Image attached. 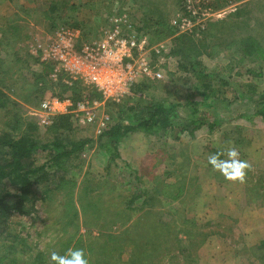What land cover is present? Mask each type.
<instances>
[{
    "label": "rangeland",
    "instance_id": "374dc122",
    "mask_svg": "<svg viewBox=\"0 0 264 264\" xmlns=\"http://www.w3.org/2000/svg\"><path fill=\"white\" fill-rule=\"evenodd\" d=\"M221 1L82 0V6L77 9L69 12L65 8L59 9V19L65 14L69 18V22L62 23L55 16L44 14L49 0H35L36 5L25 0H0V34L4 32L2 39L6 46L0 50V61L9 65L13 72L22 74L15 76L20 86L16 95L3 91L14 104L8 108L7 115L0 114V129L4 120L11 125L18 123L19 131L34 125L37 130L33 133L40 140H50L52 135L47 132L48 127L39 126L32 115L40 101V93L31 94L34 88L31 86L44 67L39 58L30 53L34 39L53 36L64 27L75 29L71 26L72 21L92 30L94 27L98 37L110 18L122 13L128 17L134 30L135 25L141 29V32H135L147 40L151 34L156 39H163L166 25L175 32L149 44L158 50L154 62H161L163 79L150 81L153 87L147 94H151L154 100L176 104L175 122L186 124L190 118L186 94L192 92L194 80H186L178 69L177 58L171 53L176 46L173 38H189L191 42L185 43V50L193 57L207 23L220 22L226 30L221 37L224 44L247 34L258 35L264 44V0L230 1L227 7L217 10L215 6ZM106 7L110 8L104 11ZM240 7L243 10L241 16H232ZM204 9L207 16L197 19ZM27 10L33 19L27 17ZM162 19L165 24L157 25ZM184 19L191 20L194 26L179 29ZM235 22L243 25L238 24L239 28L233 31ZM148 30L147 35L144 31ZM13 31H24L26 39L22 35V39L13 45ZM12 50L17 52L18 59L6 56ZM234 50L230 51V56ZM28 55L38 62L34 63ZM199 60L207 72L221 78L230 76L231 85L236 89L237 98L227 91L222 102L209 109L207 117L210 121L218 119L221 127L212 133L203 127L195 131L193 137L187 133L181 135L179 141L167 136L162 139L135 134L121 142L118 157L112 160L105 147H98L94 130L72 118L74 138H88L94 143L74 160L63 163L61 170L50 165L48 176L36 185L37 196L45 198L35 203L37 215H14L10 219L8 235L0 238V264H30L42 252L50 258L53 251L67 252L73 246L83 249L90 260L128 264L130 252L126 249L139 245L143 232L150 235L149 224L153 219L149 214L162 223L172 221L181 230L176 236L175 247H171L168 241L157 250L158 255L153 259L155 264H264V194L257 199V191H254L259 187L257 178L260 177L264 185V121L252 117L258 98L249 96L243 87L252 84L258 91L264 89V75L258 80L244 74L245 68L257 71V64L248 62L239 64L236 69H228L229 61L224 53L213 59L201 54ZM25 61L28 64L23 67ZM235 71L242 75L235 76ZM49 74L46 81L57 94L54 84L59 79L53 81ZM213 83L216 86V82ZM129 97L130 100L133 98ZM141 98V103L148 100L147 96ZM111 112L110 122L113 124L118 114L115 110ZM226 148H234L239 158L249 165L245 176L247 185H250L248 198H239L246 183L228 180L219 171L208 170V156ZM162 151H165V157H161ZM48 159L46 152L40 153L34 157V166L38 167ZM227 184L231 190L229 193L222 186ZM138 193L142 194L140 199L128 207L127 202ZM194 197L198 198L194 200ZM186 232L193 234L199 248H189ZM214 233L223 237L212 236ZM207 239L209 242L205 244ZM157 243H160V237ZM99 247L103 250L97 252ZM103 253L107 258L102 256Z\"/></svg>",
    "mask_w": 264,
    "mask_h": 264
},
{
    "label": "trees",
    "instance_id": "16d2710c",
    "mask_svg": "<svg viewBox=\"0 0 264 264\" xmlns=\"http://www.w3.org/2000/svg\"><path fill=\"white\" fill-rule=\"evenodd\" d=\"M13 1V0H9ZM28 4H35V0H25ZM111 2L112 0H106ZM240 3L245 0H222L221 4L217 3L215 8L217 10L223 9L228 6L229 3ZM82 0H49L46 12L48 17L55 16L62 23L69 22L68 16L65 14L62 18H58L59 9L65 8V11H71L81 7ZM36 5V4H35ZM110 7H106L107 11ZM241 7L237 8L232 16H241ZM243 11V10H242ZM27 17L33 19L30 16V11L27 10ZM36 14V13H34ZM73 27L80 30L81 41L90 42L97 39L94 27L93 30L90 27L84 26L82 23L72 21ZM165 21L160 20L157 25L163 26ZM242 23H234L232 27L233 31L239 28ZM84 27H83V26ZM220 22L207 23L206 30L203 34V39L199 42L197 52H193V57L186 51L185 43L189 44L191 40L185 36H179L173 38V42L176 46L172 49L171 53L177 58L178 69L186 76V80H194L192 84V92L186 94V105L189 107L190 118L187 119L186 124H179L175 122L174 110L177 108L176 104H167L166 100H154L151 94L147 92L153 87L149 80H142L134 85L130 90V95H127L121 99L119 103L107 102L104 107L105 113L108 115L109 120L112 118L111 110H115L118 116L116 121L110 125L109 129L102 132L99 136H96V143L99 148H104L110 154V159L114 160L118 157V148L121 142L135 134L143 133L149 136H156L159 138L169 137L173 141H177L183 134H188L193 137L195 131L205 127L208 133H212L218 127H221L222 123L217 120L210 121L207 117L209 109L214 107L216 103L222 102L225 92L229 91L237 98L236 89L231 85V77L221 78L217 75L207 72L203 67L202 62L199 60L201 54L207 56V58H215L220 53H224L228 58V69L237 68L239 64L248 62L250 64H257V71L250 68H245L244 74L254 79H261L264 75V44L260 40L261 37L254 34H247L237 39H233L229 43H225L221 40L226 30L221 26ZM135 30L140 31V28L134 26ZM146 29V28H145ZM166 33L165 37L172 35L170 27L164 26ZM16 30V29H15ZM22 30V29H21ZM22 32L16 33L13 31L14 39L13 45L22 39ZM23 33V34H22ZM145 34H149L148 31H144ZM12 33H10L11 36ZM4 32L0 34V50L4 46V40L2 39ZM9 36V41H11ZM151 34V38L148 37L149 44L159 42L163 39L155 38ZM26 39V36H25ZM6 47V46H4ZM182 47L184 48L182 50ZM235 49L233 55L230 56L232 49ZM203 50V51H202ZM231 51V52H230ZM155 50L150 51L153 65H155L154 59L156 57ZM17 52L12 50V53H8L6 56H14L17 58ZM235 56L237 58L235 59ZM34 63L38 62V59L28 55ZM27 61L23 62V67H26ZM51 72L49 65H44L41 74L37 75L31 87H34L31 94L39 92L40 101L46 97L57 95L60 99L70 97L73 101L80 98L82 92L87 93L90 98L99 99V95L94 90H86L79 83L72 84L71 87L65 86L61 82L59 77L58 81L54 84V87L58 89L57 94L52 90V86L47 83L46 76ZM21 73V72H20ZM17 71L13 72L9 65H5L0 61V114L7 115L8 108L14 104L9 97H7L3 91H10L13 94H17L20 90L18 79L15 76L22 74ZM239 72L235 71V76H241ZM4 81V82H1ZM24 84L30 88L27 82L21 80ZM213 81L216 82L214 86ZM238 84L237 82H235ZM40 84V85H39ZM239 87V85H237ZM243 87L249 96H257V108L252 117L259 118L264 121V89L258 91L256 86L252 84H245ZM147 94V95H146ZM131 96V100L130 97ZM147 96V102L141 103L143 98ZM134 101V102H132ZM143 102V101H142ZM202 109V110H201ZM72 115H64L57 117L53 123L48 127L47 132L52 135L50 140H40L37 134L33 132L37 129L34 125H28L27 130L19 131L20 126L18 123L10 124L5 120L2 121V128L0 129V238L5 237L9 233L10 219L14 216L33 217L37 215L35 209V203L43 198L37 196L36 185L45 176H48L47 171L50 165H54L57 169L61 170L62 164L66 161H72L77 158L83 151L90 148L94 141L88 138L76 139L74 138L75 132H73L71 126H73ZM72 119V120H71ZM77 121V120H75ZM78 122V121H77ZM79 123V122H78ZM17 124V125H16ZM84 127L92 128L91 125L83 124ZM224 134V133H223ZM224 140H225V135ZM46 152L49 155V159L38 167L34 166V157L40 153ZM214 153H217L216 151ZM213 153V154H214ZM52 167V166H51ZM258 180V184L260 183ZM264 194V193H263ZM141 193L135 195L130 201L127 202L129 207L132 203L139 200ZM45 200V198L43 199ZM135 211H138L135 209ZM153 220L149 224L150 235L147 236L143 232V236L136 245L135 248L129 250L130 255L128 261L130 264H155V255L157 250L163 248L164 244H168L171 247H175L177 244L176 236L181 232L172 221L162 223L154 219V216L149 214ZM190 243L189 248H199L195 242V238L192 233H185ZM160 237V243H157V239ZM139 238H137L138 240ZM136 242V240H134ZM204 241V240H203ZM129 242V241H123ZM125 244H123L124 246ZM73 246L71 249H76ZM103 248H97V252L102 251ZM122 251L123 249H119ZM125 250V251H126ZM191 250V249H190ZM59 255H64L65 250L53 251ZM104 258H107L106 254H102ZM45 254L38 255L33 263L30 264H46ZM259 263H263L257 258ZM107 260L99 262V259L90 260L89 264H105ZM128 263V264H129ZM50 264V260H49Z\"/></svg>",
    "mask_w": 264,
    "mask_h": 264
},
{
    "label": "built area",
    "instance_id": "2783aa9c",
    "mask_svg": "<svg viewBox=\"0 0 264 264\" xmlns=\"http://www.w3.org/2000/svg\"><path fill=\"white\" fill-rule=\"evenodd\" d=\"M207 16V10L198 18ZM197 23V22H196ZM193 27L191 20L184 19L179 29ZM30 53L40 63L49 65V77L71 87L79 83L86 90H94L97 98H90L86 91L73 101L70 97L60 99L57 95L44 98L32 115L41 127H49L64 115H72L79 123L91 125L96 136L109 129L111 122L104 111L107 102L119 103L130 95L131 88L142 80L163 79L161 62L153 65L151 50L146 37L135 32L125 14L112 16L97 39L81 41L78 29L64 27L53 36L34 39Z\"/></svg>",
    "mask_w": 264,
    "mask_h": 264
},
{
    "label": "clouds",
    "instance_id": "9594fccd",
    "mask_svg": "<svg viewBox=\"0 0 264 264\" xmlns=\"http://www.w3.org/2000/svg\"><path fill=\"white\" fill-rule=\"evenodd\" d=\"M208 164L219 171L228 180L244 181L249 165L239 158L234 148H226L208 156ZM50 264H89V259L83 249H69L64 255L52 252Z\"/></svg>",
    "mask_w": 264,
    "mask_h": 264
},
{
    "label": "crops",
    "instance_id": "0c3cea01",
    "mask_svg": "<svg viewBox=\"0 0 264 264\" xmlns=\"http://www.w3.org/2000/svg\"><path fill=\"white\" fill-rule=\"evenodd\" d=\"M236 129H238V128H236ZM239 130H240V128H239ZM243 131V130H242ZM159 138V137H158ZM162 139H165V137H163ZM180 139V138H179ZM179 139L177 140V141H179ZM161 157H165V151H162V156ZM263 166H264V164H263ZM211 169H213L210 165H209V169L208 170H211ZM198 170H199V168H198ZM214 170V169H213ZM260 178V177H259ZM259 178H257V189H255L254 191H257V199L258 198H261V196H262V193H264V185H263V183L260 181V183L261 184H258V180H259ZM247 179V177H245L244 178V184H245V188H243L241 191H243L242 193H243V195H241V194H239V198L241 199V197H245V196H247L248 195V192H249V186L247 185V182L245 181ZM260 180H262L261 178H260ZM209 181V180H208ZM263 181V180H262ZM223 186V189L227 192V193H229V192H231V190H230V188L228 187L229 186V184H227V185H222ZM261 186H262V188H261ZM203 196V195H202ZM230 197H231V195H229ZM198 197H194V200H196ZM247 198H248V196H247ZM257 202H258V200H257ZM258 211V210H257ZM264 231V230H263ZM222 236V235H219V234H217V233H214L212 236ZM215 236V237H216ZM223 237V236H222ZM209 242V239H207V241L205 242V244L206 243H208ZM42 254H45L46 255V253H43L42 252ZM48 255V254H47ZM46 259H47V261H46V264H49V260H50V258H49V256L48 257H46ZM49 259V260H48Z\"/></svg>",
    "mask_w": 264,
    "mask_h": 264
}]
</instances>
